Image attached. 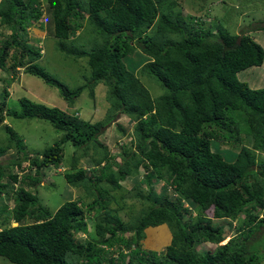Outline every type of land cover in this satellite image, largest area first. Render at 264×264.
<instances>
[{"label":"trees","instance_id":"1","mask_svg":"<svg viewBox=\"0 0 264 264\" xmlns=\"http://www.w3.org/2000/svg\"><path fill=\"white\" fill-rule=\"evenodd\" d=\"M176 1L0 0V27L8 31L7 38L0 37V70L9 72L10 80H17L21 70L55 88L70 106L85 90L93 100L101 84L107 103L103 119L89 122L26 98L18 99V111H8V91L2 89L0 127L6 137L0 140V157L10 150L14 155L0 162V200L12 204L0 205V258L11 264L264 260V161H257L258 154L264 156V87L250 89L237 78L239 72L262 64L263 49L250 33H264V23L236 34L221 21L203 27L192 16L186 21ZM42 3L56 49L65 57L85 59L89 76L73 89L39 67L40 50L25 41L26 28L39 23ZM83 20L102 39L87 49L69 42ZM127 56L140 65L136 71L135 65L130 70L125 66ZM137 74L152 80L161 94L151 98ZM119 115L133 126L127 144L119 145V161H114L98 137ZM2 116L46 121L61 137L28 158L22 139ZM236 117L249 130L250 144L239 145L233 155L221 153L219 144L241 140ZM115 128L123 135L119 125ZM211 142L218 144L216 149L211 150ZM66 143L73 151L62 178L76 196L51 213L36 192L43 170L62 165L61 146ZM24 161L27 165L21 166ZM126 179L132 203L123 221L120 213L127 205L116 194ZM135 202L141 207L136 215ZM235 220L233 235L221 244L222 225ZM87 221L93 224L94 238L87 236ZM162 224L171 234L170 244L158 253L141 250L143 230ZM201 242L214 248L199 253L193 245Z\"/></svg>","mask_w":264,"mask_h":264},{"label":"rangeland","instance_id":"2","mask_svg":"<svg viewBox=\"0 0 264 264\" xmlns=\"http://www.w3.org/2000/svg\"><path fill=\"white\" fill-rule=\"evenodd\" d=\"M41 1L43 2V0ZM43 3L42 16L39 20L40 24L36 22L26 28L25 41L32 47L40 50V57L36 61V64L48 75H50V77H54L69 89H73L76 86L83 84L89 76L85 59L65 57L56 49V39L51 36V20L47 15L45 10L46 8ZM176 4L177 9L181 12L182 17L186 21L189 19V16H192L194 19H200L204 24L203 27L208 25L210 26L212 24L216 25L218 21H221L220 23H222L225 28L229 29L228 31L230 33L234 34L238 33L241 28L249 29L254 25L264 23V0H177ZM226 22L230 24H227ZM210 31L213 32V28L210 29ZM7 34V29L0 27V37L5 36L7 38ZM250 35L260 44L264 52V33H250ZM69 42L75 46L87 49L92 47L95 43H101L102 39L99 35L91 33L90 27L86 21L83 20L82 28L75 33V36ZM65 43L67 44L68 42L66 41ZM123 62L129 70L132 68L131 65H135V71L140 66L136 65L135 62L132 63L131 56L125 57ZM8 73L0 70V101H2V89L6 88L8 95L4 99V107L8 111H18V99L26 98L46 106L56 107L69 115L75 114L78 118L89 122L101 121L104 117L105 110L107 108V103L105 102L106 88L101 84H98L95 87L93 100L87 96V91L85 90L75 99L73 105L70 106L59 97L58 91L55 88L43 84L36 77L26 75L19 70L15 74L17 80L11 79V81L9 78L10 73ZM137 76H139L141 84L148 91L151 98H155L161 94L160 88L152 82V80L147 79L144 75L141 76L137 74ZM237 78L239 81L245 82L250 89L263 88L264 57L261 66L241 71L237 74ZM118 117L119 118L116 119L115 122H112L108 127L104 128L103 132L98 137V141L108 149V154L113 155V159H115L114 161H119V152L121 151V147L119 145L127 144L128 137L133 126L132 121L126 116L119 115ZM2 118H4L3 123L10 127L22 139L25 147V151H23V153L28 158L34 156V154H40L43 150L49 148L53 143L58 142L61 137L59 132H55L49 123L43 120L15 119L4 116H2ZM236 121L235 124L237 125L238 136L241 139L240 142L238 144L222 143L221 145H218L216 142H211V150L216 149L218 145L219 149H221V153L228 152L233 155L236 153L239 145L249 146V130L246 131L244 129L245 126L243 127V124L238 117H236ZM116 124L123 129V135H121L115 128ZM5 137L3 128L0 127V140ZM61 147L63 156L62 165L59 169L47 167L43 170V180L41 184H39V186L42 187H38L36 192L39 201L51 213H53L58 206L68 200L74 199L76 196V191L69 188L62 178V171L67 167L65 162L71 159L73 148L68 143L63 144ZM13 155V150L8 151L5 155L0 157V162L2 164L6 163V161H8V159H10ZM21 156L22 155L19 157ZM85 161V159H81L80 161L83 169H87L89 167ZM257 161H264V156L258 154ZM21 164V166H26L27 162L24 161ZM14 172H16L19 176L21 175V172H18L17 170H14ZM30 174H32V172H30ZM120 184L122 188L116 196L121 195L123 197V202L127 205L123 212L120 213L121 219L123 221H127L128 205L132 203L128 200L127 194L130 184L127 179L122 181ZM159 187L160 184H157L154 189L158 190ZM4 203L8 206L12 205L11 201L6 202L3 197L2 200H0V205ZM135 203L132 205V213L134 215H136L141 208L139 206V202ZM110 206L111 208L116 207L112 203ZM183 206L186 207L187 204L184 203ZM189 210L192 211L191 207H189ZM205 214L207 217H210L211 210H207ZM240 218H242V215H240ZM185 219L186 216L184 217V220ZM237 221L235 220L231 223L228 222V224H225L224 222L222 229L224 231L225 239L221 244H223L228 237L233 235V229L236 228ZM11 225L14 226V224ZM87 231V236L94 238L93 224L89 221H87ZM126 235L128 234H124V236ZM80 239H83V235L78 238V240ZM138 241V247L141 250L158 253L161 252L165 246L170 244L171 234L166 228V225L162 224L157 227L146 228L143 230ZM193 248L199 253H204L208 250H212L214 246L201 242L194 244ZM0 264L11 263L0 258ZM257 264H264V260Z\"/></svg>","mask_w":264,"mask_h":264},{"label":"clouds","instance_id":"3","mask_svg":"<svg viewBox=\"0 0 264 264\" xmlns=\"http://www.w3.org/2000/svg\"><path fill=\"white\" fill-rule=\"evenodd\" d=\"M43 8H42V5H41V10H42ZM42 16V15H41ZM51 31H52V29H51ZM51 36H52V34H51ZM53 37V36H52ZM4 122V121H3ZM12 224H14V223H12ZM15 225V224H14Z\"/></svg>","mask_w":264,"mask_h":264},{"label":"crops","instance_id":"4","mask_svg":"<svg viewBox=\"0 0 264 264\" xmlns=\"http://www.w3.org/2000/svg\"><path fill=\"white\" fill-rule=\"evenodd\" d=\"M167 228V227H166Z\"/></svg>","mask_w":264,"mask_h":264}]
</instances>
